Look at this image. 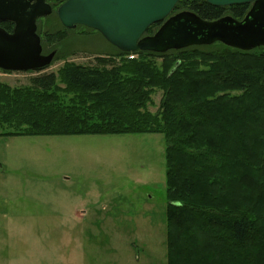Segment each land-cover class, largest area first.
<instances>
[{
	"label": "trees",
	"instance_id": "obj_1",
	"mask_svg": "<svg viewBox=\"0 0 264 264\" xmlns=\"http://www.w3.org/2000/svg\"><path fill=\"white\" fill-rule=\"evenodd\" d=\"M66 1L49 0L56 17ZM250 9L180 0L175 13L243 20ZM0 26L9 33L15 27ZM39 34L49 44L66 37ZM113 48L93 65L65 61L57 72L26 73L25 86L0 82V136L163 134L167 264H264V197L256 196L264 189V145L247 136L256 124L264 130V47L244 52L216 43L166 54ZM157 91L163 96L154 114Z\"/></svg>",
	"mask_w": 264,
	"mask_h": 264
},
{
	"label": "rangeland",
	"instance_id": "obj_2",
	"mask_svg": "<svg viewBox=\"0 0 264 264\" xmlns=\"http://www.w3.org/2000/svg\"><path fill=\"white\" fill-rule=\"evenodd\" d=\"M63 28L55 15L38 22L42 34L66 35L43 42L45 55L57 51L43 73L116 52L95 30ZM30 77L0 70L14 88ZM162 96H152V113ZM247 136L264 145L258 124ZM166 148L163 134L0 136V264H167ZM248 152L255 162L257 148Z\"/></svg>",
	"mask_w": 264,
	"mask_h": 264
},
{
	"label": "water",
	"instance_id": "obj_3",
	"mask_svg": "<svg viewBox=\"0 0 264 264\" xmlns=\"http://www.w3.org/2000/svg\"><path fill=\"white\" fill-rule=\"evenodd\" d=\"M179 1L67 0L57 14L66 29L95 30L124 53L166 54L215 43L244 52L264 47V0H206L216 7L252 4L243 20L225 16L215 21L190 11L174 14ZM53 12L49 0H0V23L15 26L13 33L0 26V70L36 72L52 65L57 51L43 53L37 23ZM157 24L159 29L147 35Z\"/></svg>",
	"mask_w": 264,
	"mask_h": 264
}]
</instances>
